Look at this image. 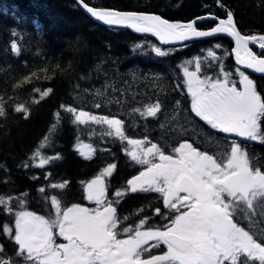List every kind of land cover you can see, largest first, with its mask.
<instances>
[{
	"label": "trees",
	"instance_id": "16d2710c",
	"mask_svg": "<svg viewBox=\"0 0 264 264\" xmlns=\"http://www.w3.org/2000/svg\"><path fill=\"white\" fill-rule=\"evenodd\" d=\"M220 2L225 8L219 7L217 0H84L96 8L159 15L178 23L210 14L223 19L226 10H231L242 34L264 33V0ZM213 23L216 20L196 21L197 27L206 25L204 28L212 27ZM13 41L20 48L19 55L11 51ZM231 45L232 41L224 35L161 45L152 35L99 22L78 0H0V103L5 113L0 116V195L5 199L23 198L24 210L46 216L51 206L44 199L45 194L38 192L42 186L47 195H58L65 206L86 204L89 203L85 198L86 183L107 165L115 164L112 176L105 178L106 198L112 200L115 191L125 190L126 181L143 169L144 166L132 162L126 155L124 149L130 147L127 140L107 135L111 131L107 125L73 124L74 117L61 109V105L95 115L116 116L124 121L127 138L142 140L147 136L151 143L164 146L166 153L170 152L168 145L175 147L183 140L209 154L223 151L235 140L232 135L211 129L191 113L181 66L190 67L199 56L203 68H215L212 75L223 77L232 61ZM153 46L169 54L158 57L152 51ZM209 49L216 53V60L208 57ZM190 60L192 63L188 64ZM25 76L29 77L27 82ZM256 80L264 94V76ZM47 89L52 92L41 98ZM156 100L160 101L161 109L155 117L135 111L137 108L143 111ZM97 103L100 108L95 107ZM19 105L28 110V118L23 111H15ZM57 112L60 123L55 133H50L51 126L57 122ZM260 123L264 130V118ZM181 126L184 131H173ZM46 135L51 136V143L45 142L46 147L40 149ZM235 142L264 170V142L250 141L248 146L244 139ZM82 145L92 146L90 159H85L77 150L88 153L89 149ZM38 149L45 156L59 154L61 158L42 169L24 168V162L32 164L30 158ZM48 173L51 175L46 180ZM64 181H68L65 189L48 187ZM24 193L28 195L23 196ZM158 197L159 194L144 192H128L120 197L116 206L118 214L128 219L118 228L134 226L141 218H150L151 227L165 223L154 212L159 207L167 214ZM10 206L14 211L19 210L17 200H12ZM90 206L96 207L94 202ZM14 219L13 214L0 206V245L3 246L0 257L6 260L18 259L15 257L18 246L2 231L7 223L14 236Z\"/></svg>",
	"mask_w": 264,
	"mask_h": 264
},
{
	"label": "snow or ice",
	"instance_id": "6c2138e0",
	"mask_svg": "<svg viewBox=\"0 0 264 264\" xmlns=\"http://www.w3.org/2000/svg\"><path fill=\"white\" fill-rule=\"evenodd\" d=\"M78 2L91 17L107 25H122L138 33H151L163 44L226 33L235 40L232 52L236 63L264 73V58L258 57L249 48L251 42L264 50V35H242L236 28L231 10H226V19H218L211 14L199 17L200 20L218 19V23L208 30H198L195 20L186 24L171 23L159 15L96 8L84 3V0ZM217 4L225 8L220 0ZM11 51L15 55L20 54L15 41L11 43ZM152 51L158 57L169 54L157 46H153ZM207 55L217 59L211 49ZM201 59L199 56L194 58V71L188 66H181L191 113L219 133L264 142V130L260 123L264 118V98L257 93L253 80L237 69L238 88L237 81L230 78L231 73L224 72L223 78L202 74ZM28 79V76L24 77L25 82ZM51 92L52 89L45 90L41 98ZM97 94H100L99 90ZM179 103L176 102L177 106ZM60 107L72 114L73 124L107 125L111 130L107 135L127 140L130 147L124 149L126 155L132 162L144 167L126 181L125 190H116L115 199L109 200L106 198L105 178L112 176L116 165H107L84 188L85 198L94 202V208L77 203L65 206L58 195H47L46 188L42 186L38 192L45 194L44 199L51 206L46 217L24 210L26 200L23 198L10 196L5 199L0 195V206L15 218L14 236L12 227L7 223L2 231L18 246L15 251L18 259L0 257V264H20L21 260L23 264H254L256 261L264 264V170L250 160L239 143L232 141L223 151L209 154L183 140L178 142V146L168 145L170 152L166 153L164 146L151 143L147 136L142 140L127 138L123 130L124 121L116 116L95 115L72 106ZM95 107L100 108L101 105L97 103ZM160 109L161 103L156 100L146 105L143 111L139 108L135 111L155 117ZM15 111H23L28 118V110L23 105L16 106ZM4 114V105L0 103V116ZM55 115L57 122L51 126L50 133H55L60 123V113ZM173 131L184 129L181 126L173 128ZM45 142L51 143L50 135L44 137L40 149L46 147ZM148 144L150 146L146 147ZM82 147L89 152L78 148L80 155L90 159L94 151L92 146ZM60 158L59 154L45 156L38 149L30 158L32 164L26 161L22 166L42 169L52 160ZM50 175L48 173L44 178L47 180ZM67 184L68 181L51 183L48 187L62 190ZM128 192L159 194L167 214L159 207L154 212L166 222L151 227L150 218H141L134 226L124 227L121 233L118 225L128 217L121 218L116 206L120 203L119 198ZM12 200H17L19 210L14 211L10 206ZM244 221H247L246 227L242 226ZM121 235L126 238H118ZM57 236L67 243L57 244ZM149 241L155 243L145 247ZM161 244L166 246L167 251L151 255V249ZM0 252H3L2 245ZM146 253L149 254L147 257Z\"/></svg>",
	"mask_w": 264,
	"mask_h": 264
},
{
	"label": "water",
	"instance_id": "95a60500",
	"mask_svg": "<svg viewBox=\"0 0 264 264\" xmlns=\"http://www.w3.org/2000/svg\"><path fill=\"white\" fill-rule=\"evenodd\" d=\"M137 13H140V12H137ZM145 14V13H144ZM99 21V20H98ZM99 22H101V23H103V24H105L104 22H102V21H99ZM105 25H107V24H105ZM108 26H122V25H108ZM146 34H150V35H152L151 33H146ZM215 35H225V36H227L228 38H230L232 41H234L235 42V40H234V38L233 37H231V36H229V35H227L226 33H218V34H215ZM155 37V36H154ZM157 38V37H156ZM202 38H206V37H202ZM158 39V38H157ZM193 39H199V38H193ZM193 39H191V40H193ZM159 40V39H158ZM184 42V41H183ZM172 43H179V42H172ZM251 43V42H250ZM249 43V44H250ZM169 44V43H168ZM252 44V43H251Z\"/></svg>",
	"mask_w": 264,
	"mask_h": 264
},
{
	"label": "rangeland",
	"instance_id": "374dc122",
	"mask_svg": "<svg viewBox=\"0 0 264 264\" xmlns=\"http://www.w3.org/2000/svg\"><path fill=\"white\" fill-rule=\"evenodd\" d=\"M200 17V16H199ZM197 18V17H196ZM200 20V19H199ZM198 20V21H199ZM206 25H203V27H197V25H196V27H197V29L198 30H208V29H210L211 27H208V28H204ZM214 26V23H213V25H212V27ZM66 206H68V205H66Z\"/></svg>",
	"mask_w": 264,
	"mask_h": 264
},
{
	"label": "flooded vegetation",
	"instance_id": "af4514ba",
	"mask_svg": "<svg viewBox=\"0 0 264 264\" xmlns=\"http://www.w3.org/2000/svg\"><path fill=\"white\" fill-rule=\"evenodd\" d=\"M261 93H262V91H261ZM262 98H264V94L262 93ZM120 231H123V229L121 230V229H119ZM122 233V232H121ZM118 238H126V237H123L122 235L120 236V237H118ZM149 242H152V241H149ZM148 242V245L150 244ZM148 245H145V247H147Z\"/></svg>",
	"mask_w": 264,
	"mask_h": 264
},
{
	"label": "bare ground",
	"instance_id": "6f19581e",
	"mask_svg": "<svg viewBox=\"0 0 264 264\" xmlns=\"http://www.w3.org/2000/svg\"><path fill=\"white\" fill-rule=\"evenodd\" d=\"M113 138H114V136H113Z\"/></svg>",
	"mask_w": 264,
	"mask_h": 264
}]
</instances>
